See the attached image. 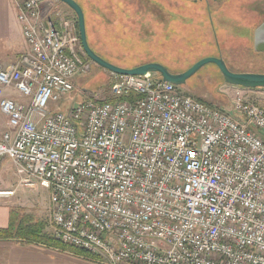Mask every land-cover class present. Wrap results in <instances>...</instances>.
Instances as JSON below:
<instances>
[{"label":"built area","instance_id":"built-area-1","mask_svg":"<svg viewBox=\"0 0 264 264\" xmlns=\"http://www.w3.org/2000/svg\"><path fill=\"white\" fill-rule=\"evenodd\" d=\"M47 1L18 2L28 49L0 66V158L49 190L54 238L105 264H264V107L239 88L243 122L155 73L54 107L90 64L77 19Z\"/></svg>","mask_w":264,"mask_h":264},{"label":"rangeland","instance_id":"rangeland-1","mask_svg":"<svg viewBox=\"0 0 264 264\" xmlns=\"http://www.w3.org/2000/svg\"><path fill=\"white\" fill-rule=\"evenodd\" d=\"M77 1L85 12L90 46L118 66L132 68L160 62L182 72L203 57L222 56L233 71L264 72V53L254 50L252 36L253 29L263 21L260 11L264 0ZM52 3L77 19L66 4L59 0ZM89 64L90 69L75 78V90L54 107L67 109L87 99L112 97L114 73L91 59ZM180 88L246 122L233 106L235 86L225 81L215 64L205 65ZM17 196L25 204L21 211L43 221L48 233L52 225L49 190L21 184Z\"/></svg>","mask_w":264,"mask_h":264},{"label":"crops","instance_id":"crops-1","mask_svg":"<svg viewBox=\"0 0 264 264\" xmlns=\"http://www.w3.org/2000/svg\"><path fill=\"white\" fill-rule=\"evenodd\" d=\"M19 1L0 0V66L3 67L15 63L28 49L21 24L18 21ZM52 1L48 0L43 5L44 13L49 11L53 4ZM238 89V86L233 89L234 97ZM241 91L246 101L264 107V87H242ZM5 94L19 101L24 100V97L13 88H6ZM7 130H9L8 117L0 110V139ZM20 178L18 165L11 159L0 158V190H15L13 195H0V228H7L10 225L14 211L25 208L21 197L17 196L18 188L21 186ZM49 233L53 236L51 230ZM0 264L104 263L92 257L77 255L68 249L52 248L37 243H23L12 239H0Z\"/></svg>","mask_w":264,"mask_h":264},{"label":"water","instance_id":"water-1","mask_svg":"<svg viewBox=\"0 0 264 264\" xmlns=\"http://www.w3.org/2000/svg\"><path fill=\"white\" fill-rule=\"evenodd\" d=\"M70 7L77 16L81 43L85 54L99 66L121 75H144L155 73L165 80L178 86L186 84L189 78L209 63L215 64L223 74L225 81L231 85L244 88L264 87V72H236L229 68L222 56H206L197 60L193 65L182 72H172L167 66L160 62H147L141 65L126 68L113 64L98 55L90 46L87 36L85 12L77 0H59ZM198 1V0H195ZM254 50L264 52V21L254 30Z\"/></svg>","mask_w":264,"mask_h":264},{"label":"trees","instance_id":"trees-1","mask_svg":"<svg viewBox=\"0 0 264 264\" xmlns=\"http://www.w3.org/2000/svg\"><path fill=\"white\" fill-rule=\"evenodd\" d=\"M253 34H254V29L252 32V36ZM88 59L90 60V58ZM171 71L178 73L173 70ZM156 76L160 77V75L158 74H156ZM126 98L127 97H125V99ZM113 100L115 99L111 97L109 99L102 101H113ZM0 239H12L23 243H37L52 248L68 249L76 253L77 255L88 256L97 259L91 256L90 254H88L84 250L68 247L67 245L61 243L60 241L55 239L49 232L48 233L46 232V224L43 221L34 220L32 215L26 214L21 210L14 211L12 213L11 222L7 228H0Z\"/></svg>","mask_w":264,"mask_h":264},{"label":"flooded vegetation","instance_id":"flooded-vegetation-1","mask_svg":"<svg viewBox=\"0 0 264 264\" xmlns=\"http://www.w3.org/2000/svg\"><path fill=\"white\" fill-rule=\"evenodd\" d=\"M262 11H260V14H261V17L263 18V21H264V5L263 7L261 8ZM262 21V22H263ZM258 53H264V52H258Z\"/></svg>","mask_w":264,"mask_h":264}]
</instances>
